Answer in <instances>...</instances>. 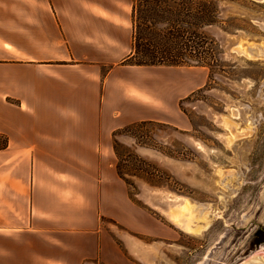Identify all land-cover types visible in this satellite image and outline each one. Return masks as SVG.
<instances>
[{
    "label": "crops",
    "instance_id": "1",
    "mask_svg": "<svg viewBox=\"0 0 264 264\" xmlns=\"http://www.w3.org/2000/svg\"><path fill=\"white\" fill-rule=\"evenodd\" d=\"M27 7L24 30L0 28V264H158L159 247L143 240L157 221L129 197L112 150L121 126L164 116L113 79L131 30L92 12H108L106 0Z\"/></svg>",
    "mask_w": 264,
    "mask_h": 264
},
{
    "label": "rangeland",
    "instance_id": "2",
    "mask_svg": "<svg viewBox=\"0 0 264 264\" xmlns=\"http://www.w3.org/2000/svg\"><path fill=\"white\" fill-rule=\"evenodd\" d=\"M106 1L112 5L108 12H92L131 30V0L125 4L124 0ZM30 2L34 0H0V16H15L1 17L0 28L24 30L35 13L27 7ZM219 18L233 19L222 24L229 30L206 29L222 49V74L197 67L131 70L124 60H118L120 68L113 74L117 83L124 79L131 84L127 88L133 89L132 100L164 115L160 124L140 131L150 135L152 146H136L127 137L117 139L162 172L160 181L165 186L157 187L161 192L133 177L128 178L132 186L127 187L132 201L157 221L156 236L142 238L159 247L158 264H250L264 255V56L248 60L230 51L233 43H253L264 55V1L222 2ZM113 110L114 123L120 124L125 115L120 104ZM140 166L143 169L138 171ZM124 172L150 176L137 161ZM168 197L185 198L192 204L195 216L190 213L186 218L197 226V234L186 233L174 223L168 214ZM111 228L116 237L122 235V228Z\"/></svg>",
    "mask_w": 264,
    "mask_h": 264
},
{
    "label": "trees",
    "instance_id": "3",
    "mask_svg": "<svg viewBox=\"0 0 264 264\" xmlns=\"http://www.w3.org/2000/svg\"><path fill=\"white\" fill-rule=\"evenodd\" d=\"M225 1L235 0H131V46L124 63L136 67L206 68L213 74H222V49L206 29L216 26L229 30L222 24L230 23L233 19L219 18L220 4ZM158 124L154 121H138L112 133L116 173L127 187L132 186L129 177L152 187L165 186L160 181L161 170L139 158L131 146H125L117 140L119 137H127L136 146L150 147V135L140 131L143 127ZM132 161L146 166L150 176L144 178L141 174L124 172ZM139 169L141 171L143 167ZM128 194L131 198L129 191Z\"/></svg>",
    "mask_w": 264,
    "mask_h": 264
},
{
    "label": "bare ground",
    "instance_id": "4",
    "mask_svg": "<svg viewBox=\"0 0 264 264\" xmlns=\"http://www.w3.org/2000/svg\"><path fill=\"white\" fill-rule=\"evenodd\" d=\"M168 199H169V204H170L168 214H170L171 219L174 221V223L177 224V226L179 228H181L186 233L197 234L198 233V230H196V229H198L197 226L195 227L193 225L194 226L193 227L191 225L190 218L189 217H188V219L186 218L187 215L192 213V211H193L192 204L185 198H178V197L177 198L176 197L169 198L168 197ZM191 215H193V213ZM194 216L195 215H193V217Z\"/></svg>",
    "mask_w": 264,
    "mask_h": 264
},
{
    "label": "water",
    "instance_id": "5",
    "mask_svg": "<svg viewBox=\"0 0 264 264\" xmlns=\"http://www.w3.org/2000/svg\"><path fill=\"white\" fill-rule=\"evenodd\" d=\"M255 1H264V0H255ZM223 11H227V9L223 8ZM230 51L233 54L236 55H241L247 58L248 60H258L262 58L264 55L260 48L253 43H241V42H236L233 43L230 47ZM250 264H264V255H260L256 258H254Z\"/></svg>",
    "mask_w": 264,
    "mask_h": 264
}]
</instances>
